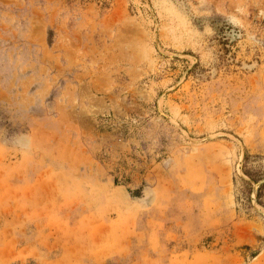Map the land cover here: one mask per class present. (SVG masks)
Instances as JSON below:
<instances>
[{
	"label": "rangeland",
	"instance_id": "rangeland-1",
	"mask_svg": "<svg viewBox=\"0 0 264 264\" xmlns=\"http://www.w3.org/2000/svg\"><path fill=\"white\" fill-rule=\"evenodd\" d=\"M0 264H264V0H0Z\"/></svg>",
	"mask_w": 264,
	"mask_h": 264
}]
</instances>
